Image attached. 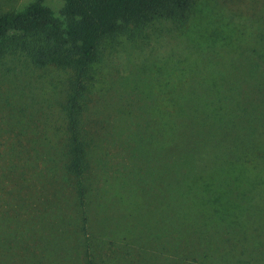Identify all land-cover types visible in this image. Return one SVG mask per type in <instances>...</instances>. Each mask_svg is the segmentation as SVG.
<instances>
[{
    "label": "rangeland",
    "instance_id": "1",
    "mask_svg": "<svg viewBox=\"0 0 264 264\" xmlns=\"http://www.w3.org/2000/svg\"><path fill=\"white\" fill-rule=\"evenodd\" d=\"M42 4L59 16L61 0ZM98 52L79 119L85 232L64 169L70 74L0 59V264H84L85 242L92 264H264V120L252 143L248 119L213 116L264 95V0H195L186 24ZM218 143L229 155L201 158Z\"/></svg>",
    "mask_w": 264,
    "mask_h": 264
},
{
    "label": "trees",
    "instance_id": "2",
    "mask_svg": "<svg viewBox=\"0 0 264 264\" xmlns=\"http://www.w3.org/2000/svg\"><path fill=\"white\" fill-rule=\"evenodd\" d=\"M61 1L59 16H55L45 7L42 4L43 0H33L20 11L1 13L0 59L8 52L19 51L25 54L33 67L39 69L52 67L70 74L63 106L67 133L64 169L74 180L76 204L85 232L88 222L87 191L83 177L87 168V154L79 129V119L83 109L84 93L87 91L86 83L92 80L93 65L99 60L98 48L102 42L119 36H124L128 40L137 39L143 30L155 21L184 25L189 20L195 0ZM249 67L255 69L254 64H250ZM263 84L264 80L261 82L254 80L253 88L262 93ZM204 99L217 101L216 97ZM229 104L231 103L227 101L219 103L213 109L214 118L221 116L218 123L230 119H248L250 128L243 136L245 141L250 139L253 140L252 143L256 142L259 139L258 125L262 124V119L264 120V95H251L248 103L243 106L240 104L241 108L234 107L236 106L234 104L228 107ZM244 143L241 148L244 147ZM225 144L202 145L200 150L205 156L201 158L208 157L209 152L216 154L220 146L224 148L221 151L229 155ZM195 153V151L190 153V162ZM190 178L189 184L196 183ZM206 178L208 181L211 177ZM83 247L84 264H92L88 244L85 242Z\"/></svg>",
    "mask_w": 264,
    "mask_h": 264
}]
</instances>
